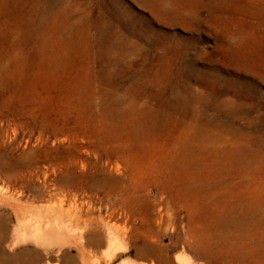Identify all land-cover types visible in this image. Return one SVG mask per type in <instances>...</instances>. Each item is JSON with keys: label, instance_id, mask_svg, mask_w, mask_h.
<instances>
[{"label": "rangeland", "instance_id": "rangeland-1", "mask_svg": "<svg viewBox=\"0 0 264 264\" xmlns=\"http://www.w3.org/2000/svg\"><path fill=\"white\" fill-rule=\"evenodd\" d=\"M252 230L264 0H0V264H248Z\"/></svg>", "mask_w": 264, "mask_h": 264}, {"label": "bare ground", "instance_id": "bare-ground-1", "mask_svg": "<svg viewBox=\"0 0 264 264\" xmlns=\"http://www.w3.org/2000/svg\"><path fill=\"white\" fill-rule=\"evenodd\" d=\"M55 218L56 217H54V219ZM216 219H217L216 224H214L213 226L216 230L219 229V230H226V231H231V230L236 231L240 227H242L241 229L244 230L243 225H241L239 221L234 220L230 216H227V215H224L222 217L218 216V218ZM51 224H56V222L51 223ZM51 224L49 223V225ZM64 226L65 225H63L62 227ZM36 232L37 233H34L32 235L34 239L43 240L45 238L43 234L41 233V231L37 230ZM244 233L245 235L243 238H240V239L235 238V243H234L235 247H237L238 249L246 253L247 258L249 259L248 264H264V233L261 231H253V230L251 232L245 231ZM112 245L115 251L114 254H117L119 250L121 249L117 247V244L115 242H113ZM146 247L150 250L151 255L155 258H158L162 264H170V260L168 259V257L166 255H162L160 250L154 248L151 245H146ZM140 256H143V254H140Z\"/></svg>", "mask_w": 264, "mask_h": 264}, {"label": "crops", "instance_id": "crops-1", "mask_svg": "<svg viewBox=\"0 0 264 264\" xmlns=\"http://www.w3.org/2000/svg\"><path fill=\"white\" fill-rule=\"evenodd\" d=\"M58 260L59 264H84L83 257L81 256V254H63L61 257H59Z\"/></svg>", "mask_w": 264, "mask_h": 264}]
</instances>
